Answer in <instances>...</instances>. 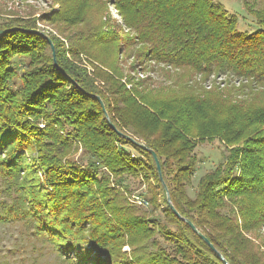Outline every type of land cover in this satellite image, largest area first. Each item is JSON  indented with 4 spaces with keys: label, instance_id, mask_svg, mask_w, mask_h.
I'll return each mask as SVG.
<instances>
[{
    "label": "trees",
    "instance_id": "obj_1",
    "mask_svg": "<svg viewBox=\"0 0 264 264\" xmlns=\"http://www.w3.org/2000/svg\"><path fill=\"white\" fill-rule=\"evenodd\" d=\"M53 1L60 9L45 19L76 28L68 51L27 32L33 21L0 26V222L74 264H264V102L121 81V58L138 46L141 62L264 85V8L242 0L259 26L248 32L219 0H112L122 25L110 27L94 17L102 2ZM77 53L92 72L66 56ZM95 96L117 131L155 152L175 210L226 262L171 211L151 154L110 127ZM214 137L230 147L190 197L196 142ZM128 178L147 186L151 211L131 203Z\"/></svg>",
    "mask_w": 264,
    "mask_h": 264
},
{
    "label": "rangeland",
    "instance_id": "obj_2",
    "mask_svg": "<svg viewBox=\"0 0 264 264\" xmlns=\"http://www.w3.org/2000/svg\"><path fill=\"white\" fill-rule=\"evenodd\" d=\"M96 1L102 2L103 5L100 6L99 14H94V17H103L104 25L107 27L122 25L121 17L116 7L111 3L112 0ZM219 2L230 13L237 14L236 16L239 20L238 28L240 30L252 32L259 27L254 18L243 8L242 0H219ZM94 5L96 4L94 3ZM257 5L264 8V0H257ZM59 9V4L53 0H0V26L9 23L14 24L20 20L33 21L37 30H26L27 32L38 34L37 32L40 31L48 35V37L49 35L54 36L62 43L63 49L65 48L68 51L71 47V42L74 41V38L70 41L68 36L71 34L70 37H72L76 28L62 26L60 23L54 24L52 21L45 19V17H49ZM8 29L14 30L18 28L12 27ZM120 32L122 39L128 37V29L123 27ZM137 49L138 46L130 47L125 50L124 57L121 58L123 67L122 82H125L126 78L131 77L136 83L140 82L145 87L154 90H163L167 87H170L176 93L182 91L183 93L187 91L202 93L219 90L223 94L230 93V99H247L258 102V104L264 102V85L253 83L250 79L237 77L228 72L204 76L197 72L173 68L154 61L141 62V59L134 56L133 53ZM66 56L70 57V60L72 59L78 66H84L89 72H92L89 58L83 53H77L75 57L68 54ZM130 87L131 84H126L127 89ZM229 147L228 144L215 137L212 140L196 142L193 150L196 157L195 170L191 183L187 187V194L190 197L194 196L198 178L221 163L226 149ZM78 154L79 152H77L76 156ZM125 183L129 187L131 203L142 211H151L152 206L149 202L151 193L147 186L141 184L139 179L133 178L125 179ZM160 195L158 196L160 207L154 210V215L160 219V222H164L162 210L166 208V205L161 202L163 198L162 194ZM171 228L174 229L175 227L171 226ZM261 232L264 233V227L261 228ZM157 236L160 235L157 234ZM158 238L163 241L162 237ZM122 252L129 253V247L124 246ZM76 260L74 256L71 257V254H62L56 251L52 244L30 236V232L21 223L0 222V264H74Z\"/></svg>",
    "mask_w": 264,
    "mask_h": 264
},
{
    "label": "water",
    "instance_id": "obj_3",
    "mask_svg": "<svg viewBox=\"0 0 264 264\" xmlns=\"http://www.w3.org/2000/svg\"><path fill=\"white\" fill-rule=\"evenodd\" d=\"M8 30V29H7ZM4 32H6V30H0V35H2ZM40 36H42L44 39H46L50 46H51V49L53 50V45L51 43V40L50 38L48 37V35H46L45 33L43 32H37ZM53 56H54V52H53ZM95 98L98 99L100 105H101V108H102V111L104 112L105 116H106V119H107V122L108 124L110 125V127H112L115 131L116 128L113 126L112 122L110 121L108 115H107V112L105 110V107H104V104L103 102L101 101V99L98 97V96H95ZM120 135H123L125 136L126 138H128L129 140H131L132 142L136 143L137 145H139L140 147L144 148V149H147V151L151 154L153 160H154V163H155V167L157 169V173H158V176H159V179H160V182L164 188V191H165V196H166V201H167V205L168 207L171 209V211L177 216V217H180L182 218L179 213L175 210L174 206L172 205L171 201H170V197H169V193H168V189H167V186L166 184L164 183L163 181V178H162V174H161V170H160V163H159V160L155 154V152L149 148H147L142 142H138L136 141L135 139H133L132 137H130L129 135H125V134H121L119 131H117ZM190 227L191 229L199 236L203 239V241L205 243L208 244V246L217 253V255H219L221 257V254L215 250V248L213 247V245L207 240V238L193 225L192 222H190L188 219L186 218H182ZM222 258V257H221ZM223 259V258H222ZM224 260V259H223ZM225 261V260H224ZM226 262V261H225ZM227 264V262H226Z\"/></svg>",
    "mask_w": 264,
    "mask_h": 264
}]
</instances>
